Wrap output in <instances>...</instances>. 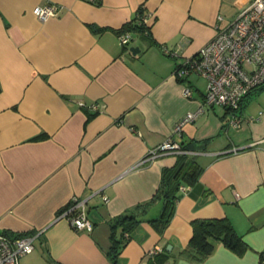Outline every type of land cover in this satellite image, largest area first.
Wrapping results in <instances>:
<instances>
[{
    "label": "crops",
    "instance_id": "1",
    "mask_svg": "<svg viewBox=\"0 0 264 264\" xmlns=\"http://www.w3.org/2000/svg\"><path fill=\"white\" fill-rule=\"evenodd\" d=\"M250 1L0 0V232L34 235L19 264H111L110 220L151 199L177 154L147 155L168 138L196 158L201 175L181 189L163 235L141 222L117 264H147L150 250L165 243L171 249L164 264H260L264 88L245 97L244 122L235 129L226 126L225 107L202 104L203 77L176 75ZM47 3L61 10L40 21L33 8ZM140 4L149 34L133 32L123 46L117 30ZM72 196L86 198L91 230L58 217ZM158 210L152 205L148 215ZM210 217L228 218L246 248L236 252L213 240L202 260L178 255L191 221Z\"/></svg>",
    "mask_w": 264,
    "mask_h": 264
},
{
    "label": "built area",
    "instance_id": "2",
    "mask_svg": "<svg viewBox=\"0 0 264 264\" xmlns=\"http://www.w3.org/2000/svg\"><path fill=\"white\" fill-rule=\"evenodd\" d=\"M94 2L96 0H88ZM61 6L56 3L38 4L33 13L44 21L57 15ZM143 20L150 25L148 14ZM118 38L122 45L132 40L131 32L120 31ZM194 73L206 80L203 105H221L227 109L226 126L238 129L244 122L240 106L244 96L254 87L264 84V0H251L230 23L217 30L215 35L204 43L197 52L186 58L177 68L176 75L185 77ZM191 87L184 86L183 93L191 95ZM200 111H188L172 128L179 133L182 126L196 118ZM186 152L182 146L166 139L151 148L147 158L166 154ZM186 188L182 186L181 189ZM107 200L106 196H103ZM86 198L72 196L58 217H66L75 230H91L92 222L85 210ZM34 248V235L11 236L0 232V264H19L20 258ZM161 250L155 247L149 253ZM260 264H264V258Z\"/></svg>",
    "mask_w": 264,
    "mask_h": 264
},
{
    "label": "trees",
    "instance_id": "3",
    "mask_svg": "<svg viewBox=\"0 0 264 264\" xmlns=\"http://www.w3.org/2000/svg\"><path fill=\"white\" fill-rule=\"evenodd\" d=\"M147 14L144 5L140 4L134 18L124 23L117 30V34L123 30L130 31L132 38L133 32L149 34L151 26L143 20ZM262 88L264 84L251 89L244 96L243 101L252 91ZM201 172L202 166L193 155L186 152L178 153L173 165L162 168L159 185L148 202L141 203L132 210L124 211L110 220L111 243L108 256L111 264H117L121 249L130 239L133 229L141 222L150 223L161 236L163 235L174 215L176 202L181 195V187L197 183ZM152 205H158L159 210L155 215H148V209ZM191 225L192 235L187 245L179 251L180 256L196 261L202 260L212 252L213 240L221 241L236 252H242L246 248L241 235L236 232L231 221L226 217L196 218L191 221ZM166 245L165 243L157 252L149 253L147 264H164L170 256Z\"/></svg>",
    "mask_w": 264,
    "mask_h": 264
},
{
    "label": "water",
    "instance_id": "4",
    "mask_svg": "<svg viewBox=\"0 0 264 264\" xmlns=\"http://www.w3.org/2000/svg\"><path fill=\"white\" fill-rule=\"evenodd\" d=\"M130 50L133 51V52H134V51L136 52V51L139 50V47H137V46H131V47H130ZM166 249H167V250H170V249H171V245H170V244H167V245H166Z\"/></svg>",
    "mask_w": 264,
    "mask_h": 264
},
{
    "label": "rangeland",
    "instance_id": "5",
    "mask_svg": "<svg viewBox=\"0 0 264 264\" xmlns=\"http://www.w3.org/2000/svg\"><path fill=\"white\" fill-rule=\"evenodd\" d=\"M133 35H135V34H133ZM135 36H137V35H135ZM206 85V84H205Z\"/></svg>",
    "mask_w": 264,
    "mask_h": 264
}]
</instances>
